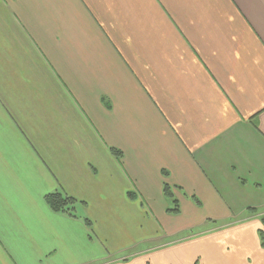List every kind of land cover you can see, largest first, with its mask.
<instances>
[{"label": "crops", "instance_id": "0c3cea01", "mask_svg": "<svg viewBox=\"0 0 264 264\" xmlns=\"http://www.w3.org/2000/svg\"><path fill=\"white\" fill-rule=\"evenodd\" d=\"M262 214L264 0H0V264H264Z\"/></svg>", "mask_w": 264, "mask_h": 264}, {"label": "trees", "instance_id": "16d2710c", "mask_svg": "<svg viewBox=\"0 0 264 264\" xmlns=\"http://www.w3.org/2000/svg\"><path fill=\"white\" fill-rule=\"evenodd\" d=\"M110 151L119 161H121L122 152L120 150H118L114 147H110ZM164 175H166V171L164 172ZM173 187H177V186H171L168 183L164 182L162 192H163L164 196L166 197V199L171 204L167 208V213L178 214L180 212V207H179V203H178L177 199L175 198V196L172 192ZM191 198L197 205H200V201L196 197L191 196ZM44 199H45V203L47 204V206L53 212L62 213V214H65V215H68L71 217H76L75 208L79 202L76 198L69 196L65 193H62L60 191H54V192H50V193L46 194ZM79 203L81 204V202H79ZM248 210H252V211H248V213H256V211H254L255 210L254 208H249ZM257 216L259 217L261 222L264 224V214L257 215ZM83 222L86 225V227L91 231V229H92L91 221L88 218L83 217ZM258 234H259V237L261 239L260 244L262 246H264V237L262 235V231L259 229H258ZM89 236H91L90 233H89Z\"/></svg>", "mask_w": 264, "mask_h": 264}, {"label": "rangeland", "instance_id": "374dc122", "mask_svg": "<svg viewBox=\"0 0 264 264\" xmlns=\"http://www.w3.org/2000/svg\"><path fill=\"white\" fill-rule=\"evenodd\" d=\"M244 217V215H240V216H238V220H241L242 218ZM253 217H255V216H253ZM257 220H259V222H260V226L258 227V229L259 230H261L262 231V235H263V237H264V224L261 222V220L259 219V217L257 216V217H255ZM218 224H220L219 222H218ZM212 226H213V223L211 222V221H206V222H204V223H202L200 226H198V227H195V228H192V229H189V230H187V231H183L182 233H180V234H178V235H173L172 237H170V239L172 240V241H175V242H177V241H179L178 239L179 238H182L181 240H185L184 242H183V244H185V245H188V246H193V245H195V244H200L202 241H205L206 239H210L211 237V235L213 234V233H217V232H220V231H223V229H220V230H217L216 232H213V233H210V229L212 228ZM258 229H257V231H256V235H257V239H258V243H259V247L260 248H262V249H264V246H262L261 244H260V242H261V239H260V237H259V234H258ZM141 248H145V247H140V246H138V247H136L135 249H131V250H129V251H124V252H122V253H120V254H117V256H123V255H128L127 256V258L125 259V260H120V263L121 264H128L130 261H134V260H136V259H138V258H141V256L144 254H141V255H136L134 252H136V251H138L139 249H141ZM113 256H115V255H111L110 257L111 258H114ZM250 256H252V253L250 254ZM133 258H135L134 260H132ZM199 258L200 257H198L197 259H198V261H199ZM197 263V261L195 262V264ZM133 264H136V263H133Z\"/></svg>", "mask_w": 264, "mask_h": 264}]
</instances>
